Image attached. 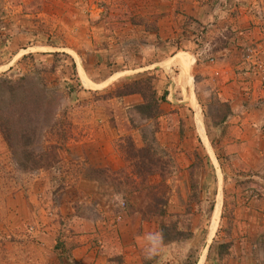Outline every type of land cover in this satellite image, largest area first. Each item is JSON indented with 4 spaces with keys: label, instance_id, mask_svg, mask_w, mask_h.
Segmentation results:
<instances>
[{
    "label": "rangeland",
    "instance_id": "1",
    "mask_svg": "<svg viewBox=\"0 0 264 264\" xmlns=\"http://www.w3.org/2000/svg\"><path fill=\"white\" fill-rule=\"evenodd\" d=\"M139 3L146 4V7H140ZM147 3L145 0H89L85 5H81L82 8L79 7L78 14L83 15L79 18H82L83 22L80 21L77 29L74 23L72 24L77 17L71 18L69 13L70 0L64 2V12L57 21L52 16V19L37 16L38 8L31 7L26 11L30 17L17 25L18 29L14 28V47L10 44L12 39L0 38V47L4 48V51L0 50V64L7 63V59L11 57L4 53L6 48L9 52L17 48H25L31 52L29 56L25 51V56L16 55L7 69L0 67V83L17 82L23 90L25 88V105L28 104L32 108L31 113L38 114V124L42 117L50 115L42 130L36 133L26 149L39 151L48 145L57 146L54 161L48 166L36 168V157L25 159L20 152V143L15 142L16 137L13 134L11 148L7 147L0 135V264H74L71 258L74 231L71 228L72 222H68L72 211H69V214L60 213L53 206H48L44 207L42 212L37 207L31 210L30 218L26 216L24 206L29 202L30 194L27 183L29 178L35 179L40 174L48 183L45 191H51L52 194L55 190L53 182L62 174L73 179H94L100 191L112 195L111 206L108 207L112 216L119 215L120 219L128 217L131 222L132 216L136 215L152 223L157 234L153 233L152 244L143 249V264H196L201 255V264H238L233 259L234 255L245 256L239 254L241 241L251 242L252 244L244 245L255 247H252L251 256L243 258V264H257L256 260L264 264V204L258 202L257 198H250L258 192L256 188L259 184L264 185L260 180L264 178V154L258 159L256 169L242 170V179L236 180L237 187L230 181L227 187L233 186L234 189L227 188L224 197L219 195L217 199L212 166L204 159V155L195 149V146L203 145L193 131L194 113L200 115L201 121V114L207 116L206 129L203 132L206 131L211 145L216 146L213 141L217 133L214 134L213 130L218 132L221 117L229 111L226 103L218 99L213 88L206 87L200 98L197 95L200 84V73L196 68L198 60L203 57L213 58V51L218 44H222L230 36H237L241 48L240 62L244 60L248 67L244 69L246 73L240 69L242 80H262L260 76L264 71V62L257 58L258 49L254 46L257 41L248 38L246 40L247 34L242 36L237 35V32L243 27H261L254 22H261L264 18V0H214L215 4H210L209 8L215 18L221 11L227 12L231 7L238 9L236 14L241 15L235 20L234 30H230L228 24V31L225 30L226 33L216 36V22L206 32L207 23L201 20L198 14H184L180 17L178 15L179 30L168 40L169 45L174 48L170 53L174 63L169 69L159 67L156 70L116 72L128 66L134 68L136 65L141 67L145 64H141V56L145 55L146 59L148 55L134 51L138 45L134 38L144 41V30L149 24L142 22L143 17L136 21L134 19L137 15L135 9H142L144 15H147L150 10ZM202 3L209 4L204 0ZM31 5H35L34 2ZM186 7L178 9V12L186 10ZM244 13H248L251 18L244 19ZM5 15L6 12L0 11L1 18H6ZM2 26L7 31L8 24ZM86 28L91 39L90 56L93 61L84 72L80 69L79 74L71 59L73 53L66 47L70 46L78 35L77 42L82 47L77 46L81 51L88 40ZM8 35L10 38V32ZM120 43L130 46L129 54L119 53ZM31 45L34 46L28 48ZM95 51L97 53H94ZM114 51L117 54L111 56L110 60L108 53L112 54ZM73 56L78 63L77 57L74 54ZM179 57L187 62L184 70L177 61ZM138 78L145 79L143 83L135 85H144L147 89L145 95L154 91L153 96H163L159 101L160 113L154 118L143 120L132 107L126 108L123 111H126L133 133L115 134L113 116L121 107V96L115 97L113 94L121 83ZM186 79L190 81L188 85L193 93L194 106L189 104L182 90V82ZM187 88L188 86H185V89ZM251 96L250 94L248 97L250 100ZM260 99L263 100L264 96L255 94V100ZM4 101L15 103L20 109V96L6 95L0 86V103ZM18 112L16 110L12 113L15 125ZM20 122L21 120H18V123ZM209 125L214 127L213 130ZM157 128L156 140L154 130ZM140 132L148 141L147 147H150L151 151L149 153L159 158L155 162L157 166H161L160 176H148L145 171L139 174L128 171L120 145L124 144L122 140L128 135L136 146H140ZM106 146L107 149L110 148L109 153L106 152L107 156L102 153ZM168 146H190V153H186L190 163L181 166L186 159L180 160L178 153ZM100 156L105 158L106 164L110 163V167L95 165ZM31 160H34L36 165ZM230 171L231 169L225 172L227 177L232 179L234 172L230 174ZM182 174L186 176L188 190L179 192V195L174 194L172 178L176 179ZM245 178L256 182L257 186H247ZM112 181H119L121 184L117 185ZM242 183L246 184L245 189L252 190L248 191V198L243 195ZM56 184L63 186L61 183ZM87 188L86 186L85 189ZM40 194L44 196L46 193L35 194L36 201ZM150 194L152 203L148 200ZM49 199L52 203L51 195ZM43 200L46 201L45 198ZM249 203L250 207L255 206L256 210L257 206L262 208L253 216L244 215L241 209ZM141 207L145 208L141 210ZM77 209H81L82 216L86 218L95 214L89 204L80 203ZM162 224L166 226L163 229L165 236H173L179 231L180 237L162 241Z\"/></svg>",
    "mask_w": 264,
    "mask_h": 264
},
{
    "label": "crops",
    "instance_id": "2",
    "mask_svg": "<svg viewBox=\"0 0 264 264\" xmlns=\"http://www.w3.org/2000/svg\"><path fill=\"white\" fill-rule=\"evenodd\" d=\"M87 1L89 2V0H70L69 13L71 18L77 17V19L72 21V24L74 23L76 29L78 28L80 21L83 22V19L79 18L83 16H79L78 14L80 10L79 7L82 8L83 6L81 5H85ZM145 1L148 2L147 5L150 7V10L147 11V15H144L142 9L140 11L135 9L137 15L134 20L136 21L139 17H143L142 22L148 23L149 25H147L146 30L142 29V32L143 30L145 32L144 41L134 38L138 41V45L135 46L134 51L141 55H144L145 53L149 58L147 57L146 60L145 55L144 57L141 56V64L145 63L141 67H137L136 65V67L131 68L128 66V68L117 70L116 72L119 71L123 73L124 71L130 70H156L159 67H166L169 69L174 63L172 62V57L170 56V53L173 52L174 48L169 45L168 40L174 37L179 30L178 25H180V23L178 22V15L180 17V15L183 16L184 14H198V16L202 18L201 20H204V22L207 23L208 27L206 32L209 30L210 26L214 25L213 23L216 22L215 36L220 33H226V31H228L226 30L228 24L230 25V30H234V27H236L233 26L236 24L235 20L241 17V15L239 16L236 14L239 10L231 7L227 12L221 11L218 17L215 18L209 8L210 4L212 5L214 3V0H204L209 3L208 5L206 3L203 4L202 0ZM33 2L35 5L38 4V6L31 5ZM64 2L67 3L68 0H0V11L6 12V18L0 17V38H6L9 40L12 39L10 44L13 46L14 40H16L15 37H12L14 35V28L18 29L17 25L22 24L23 21L27 20V17H30L26 11H29L31 7H37V12L35 10L37 16H41L44 19H52L54 17V20L57 21V18H59L61 13L64 12V8H62ZM139 5L140 7H146V4L141 5V3H139ZM185 6H187L186 10L178 12V9H182ZM248 18H251L249 14L244 13V19ZM254 23L260 24L261 27L259 25H252L254 26L252 28L243 27L238 30L237 35L244 36L247 34L246 40L248 38V40L252 39L257 41V43L254 44L256 49H258L257 58L259 61L264 62V18L261 22L255 21ZM3 24H8L7 31L3 28ZM87 28V44L83 46V49L81 48V51L79 50V47L82 46H80L77 42V38L79 37L78 35L75 36L74 41L70 44V46L66 47V49L71 51L79 61L77 63L72 54L71 59L74 64V69L78 71L79 74L80 69L84 72V69L91 66L93 61L90 56L92 44L90 42V37H88L89 33L87 32ZM8 31L11 34L10 38ZM159 41H165V43L160 44ZM120 44L119 53L125 52L129 54L128 50H131L129 48L130 46L127 47L126 44ZM77 45H79V47ZM123 45L125 47H123ZM239 45L240 42L237 36L228 37V39L223 41L222 44L217 45L216 50L213 51V58L203 57L200 61L198 60L196 67L200 73V84L199 88H197V95H199V98L202 97L205 89H207L206 87L213 88L218 99L225 102L229 110L226 115L221 117L222 120L219 121L218 132L214 131V127L209 125L214 134L217 133L216 139L213 141L216 146L211 145L210 141L207 139V135L205 133L206 131L203 132V130L206 129L207 116H203V114H201L203 120L201 121L199 119L200 115H198V113H194L193 131L199 137V140L203 145L195 146V149L199 150L204 155V159L212 166L213 178L216 183L215 194L217 199L219 195L224 197V193H226L227 188L231 187V189H234L233 186L227 187V184L230 185L229 182L233 181V184L236 185V180L240 181L242 179V170L246 169L252 171L256 169L258 159L260 160V156L264 154V99H260L259 101L255 100V94L264 96V71L262 72V76H260L262 77L261 81L255 78H252L253 80L248 82H244L246 80H242V73L240 72V69L243 70V73H246L247 71L245 72V70L248 69V67L244 60L240 62L241 48H239ZM33 46L34 45H31V47L28 46V48H32ZM3 49V47H0V50ZM24 51L27 54H31V52H28L25 48L13 49L11 52H9L8 48H6L4 53H8L11 57L7 59V63L4 62L0 64V67H3L1 69H7L14 57L16 55L22 56L25 53ZM131 52H133V49ZM94 53H97V51ZM111 53L112 54L108 53L110 60L113 56H115V54H117L115 51ZM144 60L146 61L143 62ZM177 61L180 62L183 70L186 69L185 65L187 62L184 58H180ZM195 61L196 58L194 62ZM88 80L92 82V80ZM189 82L190 81L188 79L182 82V90L186 99L189 101V104L194 106V97L188 85ZM185 86H188V88L185 89ZM248 94L252 95L251 100L248 98ZM119 101L121 105L120 103L118 105L121 107L119 110H116L115 115L113 116L114 133L131 134L133 133V130L129 125L126 111L123 110L141 103L142 98L137 93H131L121 96ZM191 121H193V116ZM157 132L158 128L154 130L156 140ZM168 147L178 153L180 160L183 161L186 159V162L181 164V166H186L190 163L186 154L190 153V146ZM108 149L107 146L106 148H103V155H106V152L109 153ZM99 159L100 160L95 162L96 164L94 163L95 165L101 164L104 168L110 167L109 162L106 164L105 158L103 159V157L100 156ZM229 169H231L230 174H233L234 172L232 179H229L225 172ZM253 177L258 176L253 175ZM44 178L45 177L40 174L35 179L29 178L28 180L27 188L28 194H30L28 196L29 202L24 206V209L27 211L26 216L30 218L31 210L37 207L42 212H44V207L48 206H50V208L53 206L54 209L60 213L68 212L69 214V211H72L69 215L70 221L68 222H72L73 224L71 228L74 231V245L71 249V258L74 264H143V249L144 247H147L148 244H152L153 233L155 235L157 234L154 231L152 223H149L142 218L140 219L136 215L132 216V223L129 221L130 219H128V217H126L127 219L122 218V220L119 215L112 216L108 209V207L110 208L111 206L112 195L110 193L105 194L102 192L103 190L100 191L99 187L96 185V180L94 179L80 177L73 179L71 176L62 174L59 177L60 179L57 178V180L53 182L55 190H53L52 194L51 191H45L48 183ZM172 179L174 182L172 189L174 194L187 192L188 187L186 184L185 174L180 175V177H177L176 179ZM260 180L264 182L263 177L260 178ZM245 181L249 187L256 185V182L252 180L249 181L247 178H245ZM56 182L59 184L61 183L63 186L59 187ZM244 185L246 184L242 183L241 189L244 188L243 195L245 198H248V191L252 190L249 188L245 189ZM86 186L88 187L87 189H85ZM256 189H258V192L254 193V196L252 195L253 197L250 198H257L258 202H263L264 204V185L260 186L259 184ZM237 190L239 189L237 188ZM38 193L46 194H44V196L40 194V197L36 201L34 195ZM50 195L52 197V203L49 201ZM44 198L46 201L43 200ZM80 203L89 204L91 206V210L95 211V214L88 218L82 216L80 212L81 209H77ZM216 204L217 200L214 206V212ZM250 206L251 204L249 203L248 206L241 209L244 215L248 214L247 216H253L254 213L260 211L259 209L262 208H258L257 206L256 210L254 209L255 206H253V208ZM237 214H240V212H237ZM62 217H64L63 214ZM246 242L247 241H241L239 243V245L241 244V251L239 254H244L245 256L234 255L233 257L235 262L238 264H243L242 260L244 257L251 256L252 247L254 246L244 245L252 244L251 242ZM202 256L203 255L199 257L196 264H201L203 259ZM237 259H241V261L239 262ZM256 262L257 264L261 263L257 260Z\"/></svg>",
    "mask_w": 264,
    "mask_h": 264
},
{
    "label": "trees",
    "instance_id": "3",
    "mask_svg": "<svg viewBox=\"0 0 264 264\" xmlns=\"http://www.w3.org/2000/svg\"><path fill=\"white\" fill-rule=\"evenodd\" d=\"M26 55L29 56L30 54ZM143 81H145V79L138 78L133 79L130 82L121 83L120 85H118V87H116L117 92H115L113 96L120 97L131 93L139 94L142 98V102L133 106L132 110L137 115H139V118L146 120L148 118H154L160 113L159 101L163 99V96L161 95L160 98L157 96H153L154 91H151L149 95H145V93H147V89L144 85L135 86L139 83H143ZM0 86H2V89L6 93V95L14 96L18 94L20 96V109H18L16 104L12 102L5 103L4 101L3 103H0L2 104L0 106V135L2 137V140L4 141V143H6L7 147L11 148L13 146L11 140L13 134V136L16 137L15 142L20 143V152L24 155L25 159H34L36 157L35 161H38L36 168L50 165V163L53 162L56 158L57 146L48 145L45 146L44 149L40 148L39 151H30L26 149L27 146H30L32 138H34L36 133L42 130V128L44 127V122L48 121L50 115L46 114L40 119V122L38 124V122L36 121V116L38 114H36L35 112L31 113L30 111L32 110V108L28 104L25 105V97L27 95V91L25 90V88L23 90L22 86H19L17 82L0 83ZM40 95H42V93H40ZM16 110L19 112L17 113V123L15 125L13 124L12 113H14ZM18 120H21V122L18 123ZM140 137V146H136L133 142V139L128 135L125 136V139L122 140L124 144L120 145L122 146L120 147V149L122 155L124 156V160L127 161V168L129 173L139 174L140 172L145 171L148 176H152L153 174H157L160 176L161 166H157L155 162L159 159L158 156L156 157L152 153H149L150 147H147L149 146L148 141L145 137H143V134L141 132ZM34 165H36V163ZM33 168H35V166H33ZM112 182L117 185L121 184V182L119 181ZM148 200L150 201V203L153 202L152 194L149 195ZM130 207L132 208V204H130ZM142 208L145 207H141V210ZM143 213H145V211ZM161 226L162 228L160 227V229H162V241L173 240L175 238L178 239L180 237L178 236L180 234L179 231H176L173 236H165L166 234H164L163 229L164 227L166 228V226H164L163 224Z\"/></svg>",
    "mask_w": 264,
    "mask_h": 264
},
{
    "label": "built area",
    "instance_id": "4",
    "mask_svg": "<svg viewBox=\"0 0 264 264\" xmlns=\"http://www.w3.org/2000/svg\"><path fill=\"white\" fill-rule=\"evenodd\" d=\"M259 66V65H258Z\"/></svg>",
    "mask_w": 264,
    "mask_h": 264
}]
</instances>
